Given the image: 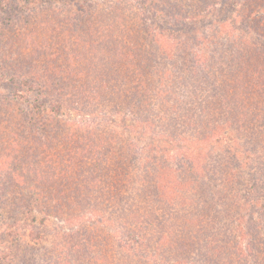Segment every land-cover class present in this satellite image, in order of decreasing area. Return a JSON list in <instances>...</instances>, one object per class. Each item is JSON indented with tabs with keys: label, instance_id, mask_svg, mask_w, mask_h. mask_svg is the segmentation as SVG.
Wrapping results in <instances>:
<instances>
[{
	"label": "trees",
	"instance_id": "16d2710c",
	"mask_svg": "<svg viewBox=\"0 0 264 264\" xmlns=\"http://www.w3.org/2000/svg\"><path fill=\"white\" fill-rule=\"evenodd\" d=\"M128 1L133 3L136 0ZM156 2L155 6V3L151 2L143 3L141 6L154 14L152 21L154 40L150 45L137 49H133L129 44L128 55H125L128 57V66L132 68L130 75L139 73L136 70L138 64L136 62L142 61V71L148 83L147 86L142 84L144 91L129 89V105L131 107L138 105L146 110L147 106H154L152 98H157L160 106L166 111V116L168 115L167 130H169V133L159 132L158 136L165 138L167 147L176 145L181 150L179 157L188 165V170L184 169L182 172L186 176L185 182L201 180L202 176L216 178V174L217 177L227 179L228 183L230 178L232 181L237 180L239 176L235 177V173L238 167L234 166L236 162L234 157L240 155V147L247 150L245 147L247 144H256L260 152L258 157L264 161V114L260 112L259 105L261 100L264 101V87H260V83L259 87L249 86L255 80H264V0H157ZM130 6L132 9L133 6ZM116 8L117 5L113 7V11ZM45 12H48L45 14L46 22L51 20L57 21L59 25L63 23L62 31L56 28L55 34L57 36L63 34L65 38L62 37L58 39L59 41L50 44L51 41H46L43 36L40 41L28 36L23 43L33 50L24 59L25 62L24 60L20 62L15 52L10 53L12 55L10 58L0 54V87H4L11 101L24 103L33 114L50 111L57 116L65 106H70L76 111L90 110L95 115L100 111L104 100L110 96L109 89L112 95L121 93L120 83L117 82L115 85L108 83L110 77L108 75L120 61L115 58L116 54L111 60L110 53L105 52L100 42L106 32L115 34L116 29H113L112 23L104 25L106 21L115 22V17L100 21L99 25L93 26L89 21L82 22L74 16L65 15L60 9L51 7ZM134 14L128 16V24L132 29H137L138 27L132 23L135 20L132 17ZM24 21L31 22L33 19L25 17ZM40 24L45 23L41 20ZM89 27L100 30V34L94 35L89 31ZM44 36L54 37L51 29ZM191 40L196 44L195 46L204 49L195 51L191 47L194 45L189 44ZM167 47L171 48L169 49L171 53L167 52ZM220 48H224L220 52L224 55L222 57L224 61L217 60L216 63L213 61L214 53ZM137 58L141 60L136 61ZM223 63L228 65L227 68L231 73L234 72V75L227 77L230 82L223 80L219 70ZM261 73L262 77H260ZM200 82L203 85H200ZM139 93L142 97L138 96ZM114 104L115 108L120 106L119 103ZM0 106L4 107L3 101H0ZM147 120H150V117L143 119L145 123ZM91 122L92 125L95 124V121ZM78 124L83 125L81 122ZM59 125L55 121L54 126H57L58 136L62 128ZM91 126L86 125L84 134H75L76 142H66L68 148L64 150V154L70 156L67 158L71 165L61 166L54 163L55 168H50L52 172L50 175L58 176L62 170L65 174L73 169L70 171L73 173L72 179L65 174V183L71 185L75 178V185L69 189L66 187V196L63 193L64 197L57 203L62 207L66 205V213L69 219L73 220L77 216H81V219L85 215L87 219L100 216L102 205L97 199V194H106V189L114 193L119 190L123 193L128 189V195L122 194L126 199L127 210H123L117 217L115 222L118 234L110 243L111 249L113 248L112 264H149L150 262L145 259L146 254L158 252L162 236L159 237L158 232L151 236L147 235L146 226L154 228V222L160 226V220L164 216L173 218L177 225L185 228L191 238H197L193 243L197 248L195 253L198 257L203 256L211 260L213 257L217 263L232 264L216 260L215 256L219 248L213 241L210 243L207 237L204 239L197 235L201 231L212 232L204 221V209L207 206H212L210 209L216 210L212 211V218L209 220H220L219 222L222 223L220 232L228 227L225 231L228 232L229 237L231 233L234 235V229L240 226L235 217V212H238L236 209L238 210L240 205L224 200L215 190L211 193L198 190L203 196L201 202L203 205L197 203L191 205L189 202L193 200L191 189L196 195L199 182L195 190L189 186L183 191L181 185L177 183L170 189L171 191L161 185V191L158 185L162 177L159 171L164 169L162 166L154 169L157 178L146 185L136 187L128 177V180L115 179L113 185H107L103 191L101 183L105 178L102 179L99 174L100 172L104 174L107 164L103 163L105 160L101 161L112 143L104 135L97 138L96 134L92 133ZM71 138L72 134L59 136L61 141H69ZM204 146L203 152L196 153L198 148ZM162 147L164 146H155L153 154L164 152L166 148ZM215 152L216 157L210 155ZM111 161L123 164L120 157H113ZM253 166L256 172L254 173L259 178L260 170ZM259 187L261 194H264L263 183ZM72 191L74 192L71 193ZM87 197H89L87 211L82 208L78 215H74L72 212L80 208L82 201ZM195 210L200 216L198 219L194 215ZM226 216L231 221L227 225H225ZM239 218L243 217L239 215ZM126 220L128 227L125 226ZM233 220L236 221V225L233 224ZM172 225L167 227L166 234L172 232ZM35 229L31 233H26L34 240L40 232L38 227ZM82 233L81 240L76 245L81 256V260L76 261L77 264H110V259L105 257L104 250L101 249L98 253L93 248L97 245V241L90 237L92 234L84 229ZM200 241H204V244L202 245ZM67 246L68 244L65 248ZM9 252H11L9 247H0V264L8 258L9 255L7 256L6 253ZM53 264L60 263L55 260Z\"/></svg>",
	"mask_w": 264,
	"mask_h": 264
},
{
	"label": "rangeland",
	"instance_id": "374dc122",
	"mask_svg": "<svg viewBox=\"0 0 264 264\" xmlns=\"http://www.w3.org/2000/svg\"><path fill=\"white\" fill-rule=\"evenodd\" d=\"M156 1L136 0L132 3L128 0H0V54L5 58H10L12 56L10 53L15 52L19 56L20 62L28 57L33 50L23 43L28 36H33V39L38 41L43 36L46 41H51L50 44L59 41L58 39L64 36L55 34L56 28L62 31L63 23L59 25L57 21H45V14L48 13L45 11L51 7L62 10L65 15L81 19L82 22L89 21L93 26L99 25L100 21L115 17V22L106 21L104 24L112 23L113 29H116L115 34L106 32L100 42L105 52L110 53L111 60L116 54L115 58L120 61L108 75L110 76L108 83L115 85L118 82L121 87V93L118 95H112V91L109 89L110 96L104 100L100 111L95 115L90 110L76 111L70 106H65L61 114L57 116H54L50 111L33 114L24 103L11 101L4 87H0V101L4 103V107L0 106V247L6 248L7 246L11 249L9 254L6 253L9 256L3 260L2 264H49L51 262L53 264L55 260L60 264H77L76 261H80L81 256L78 254L76 245L81 240L83 229L91 233L90 237L97 241V245H94L93 248L98 253L99 250H104L105 257L110 259V264H112L111 250L113 248L111 249L110 243L118 234L115 222L117 217L123 210H127L126 199L122 194L128 195V189L123 193L120 190L114 193V191L106 189V194H97V199L102 205L100 216H92L90 219L86 218L87 215L83 219L81 216H74L76 219L73 220L69 219L68 213H66V205L62 207L57 204L59 199L66 196L65 188L69 189L75 185V178H73V183H70L71 185L65 183V174L72 179L73 173L70 171L73 169L68 170L65 174L62 170L58 176L50 175L52 173L50 168H55L54 163L61 166L71 165L67 158L70 156L64 154V150L68 148L66 142H76L77 135L75 134H84L86 131L84 128L86 125L91 126V121H95V124L90 127L92 133L96 134L97 138L104 135L112 143L101 161L105 160L103 163L107 164L104 174L101 172L99 174L102 179L105 178V181L103 179L101 183L103 191L107 185H113L115 179L128 180V177L136 187L146 185L156 177L154 169L158 166L164 167L163 171H159L162 174L158 185L161 191V185L171 191L170 189L177 183L181 185L180 188H183V191L187 190L189 186L195 190L199 182L196 195L191 189L193 194V200L189 201L191 205L195 203L203 205L201 203L203 196L199 194L198 190H204L205 193L216 191L219 193V197L231 204L237 203L241 206L238 210L236 209L238 212H235L236 220L240 226L234 229V235L231 233L230 237L225 231L228 227L220 232L222 228L220 220H209L212 218V211L216 210L210 209L212 206H207L204 209V221L212 232L204 231L203 233L201 231L197 236L204 237V239L207 237L210 243L213 241L214 245L219 248L216 256L214 255L215 259L232 264H264V194H261L259 190V186L262 183L264 185V179H262L264 177V161L258 157L260 152L256 144H247L245 146L247 150L240 147V155L234 157L236 161L234 166L238 167L235 173V177L239 176L237 180L232 181L230 178L228 183L227 179L217 177L216 174V178L210 179L208 176H202L201 180H190L188 183L185 182V173L182 174L184 169L188 170V165L183 158L179 157L181 150L176 145L167 147L165 138L158 136L159 132L169 133V130H167L168 115L166 116V111L160 106L157 98H152L154 106L149 105L146 110L138 105L133 107L129 105V89L144 91L142 84L147 86L148 83L146 82L147 77L142 71V61L136 62L138 63L136 70L139 73L130 75L132 68L128 66V57H126L128 46L130 44L133 49L142 48L150 45L154 40L152 37L154 14L141 6L143 3L149 4V2L155 3V6ZM7 3L13 6H9ZM116 5L118 8L113 11V7ZM130 5L133 6L132 9ZM132 13H135L132 15L135 18L132 23L138 27L137 29H132L128 24V16ZM25 17L33 19V21L25 22ZM41 20L45 24L39 25ZM89 28V31L94 35L100 34V30ZM49 29L53 32L54 37L44 36ZM122 35L123 37L118 41ZM191 43H193L192 40L189 44L194 45L191 47L195 51L204 49ZM224 48L215 51L213 61L220 62L222 60L224 55L220 52ZM169 49L171 50L167 47L166 50L171 53ZM139 60L141 59L137 58L136 61ZM220 67L223 80L230 82L231 80H227V77L234 75V72L231 73L225 63ZM212 70L214 69L212 68ZM261 75L262 73L260 77H262ZM150 79L153 78L150 77ZM259 83L260 87H264V80H255L249 86L259 87ZM199 84L203 85L201 82ZM138 96L142 97L140 93ZM114 103H119L120 106L115 108ZM5 104L7 105L5 106ZM259 105L260 112L264 114V101L261 100ZM87 107H89L88 104ZM146 117H150V120L145 123L143 119ZM55 121L62 127L59 130L61 133L59 136L72 134L69 141L59 139L56 133L57 126H54ZM80 122L83 125L80 126L78 124ZM158 145H163L162 148H166V150L153 154L155 146ZM204 150L205 146L198 148L196 153ZM216 152L220 154L218 151ZM216 152L209 154L216 157ZM129 155L131 156L129 157ZM113 157H120L123 164L112 162ZM128 158H130L129 161ZM38 162H40L39 165ZM253 165L260 170L258 171L259 178L253 170ZM66 201L70 205L67 199ZM82 202V206L72 212L74 215H78L82 208L87 211L89 197ZM197 213L195 210L196 219L200 217ZM238 214L243 218H239ZM230 222L226 216L225 225ZM232 222L236 225L235 220ZM125 223V226L128 227L127 220ZM170 225H172V232L166 234L167 227ZM35 227H38L40 231L36 240L26 234L36 230ZM154 228L146 226V234L151 236L158 232L159 237L162 236V238L158 252L146 254L145 259L150 262L149 264H222L214 261L213 257V261L203 256L198 257L195 253L197 248L193 243L197 241V238H191L185 228L177 225L173 218L162 217L160 226L154 222ZM235 236L236 238H234ZM200 242L202 245L204 244V241ZM2 243L8 245L3 246ZM66 244L68 246L65 248ZM154 246L156 248V245Z\"/></svg>",
	"mask_w": 264,
	"mask_h": 264
}]
</instances>
